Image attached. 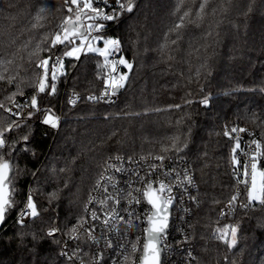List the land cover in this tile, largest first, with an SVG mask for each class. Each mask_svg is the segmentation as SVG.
I'll return each instance as SVG.
<instances>
[{"label": "trees", "instance_id": "obj_1", "mask_svg": "<svg viewBox=\"0 0 264 264\" xmlns=\"http://www.w3.org/2000/svg\"><path fill=\"white\" fill-rule=\"evenodd\" d=\"M201 2L185 0L177 11L180 0H136L133 13L108 23L104 33L120 38L124 56L133 63L117 99L111 104L87 100L89 91L104 88L107 70L98 68L100 57L68 58L56 94L38 96L41 109L61 113L58 130L42 124L43 113H36L30 120L20 118L22 126L7 134L8 143L17 145L15 206L0 228V264H72L60 255V238L47 232L54 227L63 234L70 231L105 161L115 154L177 155L189 162L197 198L187 222L190 264H264V206L256 202L230 217L218 216L238 184L232 164L235 140L224 133L244 128L264 146V0H209L196 20ZM189 9L185 26L171 31ZM74 14L70 0H0V74L6 77L0 80V103L6 108L13 93L20 97L18 87L28 99L36 94L30 53ZM62 48L41 52L40 58L62 56ZM8 60L14 62L5 64ZM7 77L15 79L9 83ZM71 91L81 95L74 106L68 101ZM205 97H210L207 107L200 103ZM170 105L181 108L169 110ZM5 118L15 119L0 109V119ZM176 137L178 147L186 143L187 148L165 152ZM258 166L264 170V158ZM241 185L239 199L246 203L247 189ZM27 191L39 215L18 225L15 217ZM235 226L237 243L229 249L216 238L217 229L228 227L230 237Z\"/></svg>", "mask_w": 264, "mask_h": 264}, {"label": "snow or ice", "instance_id": "obj_2", "mask_svg": "<svg viewBox=\"0 0 264 264\" xmlns=\"http://www.w3.org/2000/svg\"><path fill=\"white\" fill-rule=\"evenodd\" d=\"M68 3V0H65ZM71 5H75V14L68 15L64 18L62 23L58 26V30L51 36L50 40L48 36H45L41 43H38L33 52L30 53V59L35 58V78L32 81L36 88V94L30 99L25 98L23 104L17 103L15 96L17 93H13L9 99L17 109L13 111L11 107H5L0 103V109H3L10 116L15 117L10 122L5 119H0V150L6 148L9 149L7 153L0 152V227H3L5 221L8 218V212L15 206V185L13 178L15 175L14 157L13 153L17 151L16 143H8L7 134L20 128L23 124L21 117L24 116L25 120H30L36 113H43V119L40 121L42 124L47 125L53 129L59 128L60 118L55 115L54 111L49 109H41L38 103V96L43 93H47L49 96H53L57 91V82L61 76H66L67 72L64 67V60L71 58L75 61H79L81 55L92 54L102 58L98 68L106 69L104 77V91L100 96L89 95L88 101H104L106 103H113V97L119 95L122 89H125L128 83L129 74L133 68V63L130 62L123 54V46L119 37H111L105 35V29L110 22L121 21L125 14H132L136 7V0H70ZM185 0H180V4L177 7V11L180 10V6L184 4ZM209 0H202L199 5V9L195 14L196 20L201 19L208 6ZM43 11V10H42ZM69 13L73 12V8L67 9ZM191 15V9L184 11L183 15L179 17V23L175 24L171 31L178 33L179 30L185 26V21ZM189 23H194L195 20H188ZM35 27V25H33ZM178 38V37H177ZM176 40H172V44H175ZM42 44H46V47H42ZM57 46H63L65 49L62 56L48 55L44 58H40L41 52L51 53ZM13 60H8L5 64L13 63ZM126 69L127 71H121ZM5 71L7 68L5 67ZM6 79L3 74H0V80ZM8 82L12 83L15 77H7ZM18 92L23 95L18 87ZM79 100V96H75L70 99V103L75 105ZM205 107L210 103V97H205L200 101ZM30 108L32 111H28L25 115L24 109ZM181 105H170L171 109H180ZM156 111H161L156 109ZM180 123V121H177ZM246 129L233 127L230 131H226L224 134L230 139H234L235 143L232 148V164L233 172L237 176V182L243 184L247 189V202L242 203L240 206L244 208H250L253 203L258 202L261 206H264V170H261L258 165L262 158H264V146H262L259 140H252L251 148L254 149L251 153L243 152L241 148V141L239 136H233L235 133H243ZM24 142L23 150L27 151V141L29 137L23 136ZM179 137L173 139L171 149L164 148L165 152L175 150L177 153L182 152L184 148H187L185 143L183 147H178ZM238 152H243V155L248 156V160L241 164L240 159L237 157ZM5 155L8 157L5 159ZM166 157L156 156L155 159L160 161V164H152L148 169V176L154 174L158 168H163V161ZM120 160V157H116ZM123 163V161H121ZM129 158L128 163H131ZM115 173H122L124 168L116 165H110ZM63 171V170H62ZM173 170H164V174L168 177L173 176ZM136 179L145 184L144 188L133 189L131 184L128 185L129 190L125 194L123 190H117L116 195L109 193V185L116 189V183L112 176L101 175L100 180L96 183V189H103L105 198L96 201L95 198L89 197L88 205L98 204L102 212L97 214L96 210L91 211L90 216L87 219L81 217L77 223L70 229L71 233L77 235L70 236V239H78L79 232L82 229L87 233L88 239L98 243L94 235L95 223L90 227H85L88 221L92 222L101 221V215L103 220L101 221L105 228H108L110 221L125 222L129 226L132 225L135 213L131 210V205L135 203L139 205L141 199L138 196H134L133 192L139 193L144 198L146 203L151 207L152 211L148 214L143 221L147 224L144 229V243L142 245V256L140 257V264H162L161 255L166 250L167 245L164 243L167 237V231L171 219V208L177 201L178 197L174 194V188L183 189L191 201L196 202L197 198L188 193L187 186L193 184L192 177L188 174L187 169L184 171V179L180 180V174L175 173V182L166 183L164 180L153 182L152 180H145L144 176H141L139 172L133 171ZM154 184L156 186H154ZM239 198V192L231 197L227 207L232 209L236 206V202ZM121 199H127L129 208L124 209L127 213L128 219L125 221V217L119 214L118 207ZM112 201L114 207L110 210H106L108 202ZM88 205L85 206V211H88ZM39 215L36 202L31 193L28 194L24 207L18 214L17 224L23 225L26 218L34 219ZM139 219V217H135ZM59 232V228H52L49 230L48 235L54 236ZM238 226L231 227L230 237L229 228L217 229V239L227 245L229 249L234 248L237 243ZM187 239V237H185ZM140 238L137 237L136 242L131 243V254H135L138 249ZM105 246L112 247L111 240H106ZM123 261L128 262L130 259L128 249L125 246H121ZM69 261L79 260L80 264H85L83 256L78 252H73L69 255L64 253ZM191 257V253H189ZM227 259V257H225ZM103 260V252H99L93 258V264H101ZM113 264H120V261H114ZM134 264V262H133ZM234 264V262H231Z\"/></svg>", "mask_w": 264, "mask_h": 264}, {"label": "built area", "instance_id": "obj_3", "mask_svg": "<svg viewBox=\"0 0 264 264\" xmlns=\"http://www.w3.org/2000/svg\"><path fill=\"white\" fill-rule=\"evenodd\" d=\"M55 56H61L58 54H54ZM122 70V69H121ZM105 77V74H104ZM104 91V88L101 91H89L86 94V97L89 95H96L100 96L102 92ZM79 96V99L81 97L79 92L71 91L68 95V101L70 99H73L75 96ZM25 98L27 97L26 93H23V95H20L19 98H16V102L23 104L25 102ZM113 101L117 99L116 97L112 98ZM30 101V99H28ZM91 102V101H90ZM95 102H103L105 104H111L106 103L104 101H95ZM9 107L13 109V111H16L17 109L11 102ZM30 111V108H25L24 113ZM55 115L60 118V121L62 119L61 113L54 111ZM24 117V116H22ZM21 117V118H22ZM43 119V114L41 116V120ZM40 120V121H41ZM60 124V123H59ZM47 126V125H46ZM49 129H52L54 131H57L58 129H53L49 126H47ZM44 134H46V131H44ZM233 136H239L240 140H243L245 142L244 148L242 147L243 152L251 153L254 149V146L251 148L249 145H251L252 138L250 132H243V133H235ZM251 138V139H250ZM243 152H238L236 155L237 157L242 161H247L248 156L243 155ZM163 154H155V155H141V156H125L121 154H115L110 156L106 161L105 164L100 171L93 187L91 188L89 195L87 197V200L85 201V204L83 206L82 210V216L85 219L90 216L91 211L93 209L96 210L97 214L100 215L102 210L99 207L98 204H92L88 205L89 197L95 198L96 201L102 200L105 198V193L103 192V189H96V183L98 180H100L101 175L104 176H112L114 182L116 183V189H113L109 185V193L112 195H116L117 190H123L126 194L129 190L128 185L131 184L132 188H141L143 189L145 184L143 182H140L136 179V176L133 174V171L139 172L141 176L145 177V180H152L153 182L164 180L166 183H174L175 182V173L180 174V180L184 179V171L187 169L188 174L192 177L193 184L187 186L188 193H190L192 196H195V190H196V181L194 172L190 167L189 162L177 155H163L166 158L163 161V168H158L157 171L152 174L151 176H148V169L149 166L152 164H160V161L156 160V156H161ZM116 157H120V160H117ZM129 158H131V163H128ZM123 161V163L121 162ZM110 165H116L118 167H122L125 169L122 173H115L113 169L110 167ZM173 176L168 177L164 174V170H173ZM154 186H156L154 184ZM242 185L237 184L235 187V193L239 192V195L242 193ZM174 194L178 197L177 201L173 204L171 208V219L169 223V228L167 231V237L164 243L167 245L166 250L162 253V264H190V260L193 258V251L191 248V235L188 231L187 222L190 216V207L193 203V201L190 200L189 196L184 193L183 189L181 188H174L173 189ZM30 192L27 191V196ZM134 196H138L141 199V203L139 205H136L133 203L131 205V210L135 213V217H139V219L133 218L132 225L129 226L125 222H119L110 221L108 228L106 229L103 223L101 222L103 220V216L101 215V221L92 222L91 220L88 221V224L85 225V227H90L93 223H95V232L94 235L96 237V240L98 243L93 242L92 240L88 239L87 233L84 232L82 229L79 232V238L78 239H70V236L77 235L76 233H71L70 231L66 234H63L60 232H57L54 236H58L60 238V255L67 261V257L64 255L65 252H67L69 255H71L73 252H78L80 255L83 256L84 253H87L86 256H83L85 264H93V258L96 256L97 253L103 252V260L101 261V264H113L114 261H120V264H139L140 257L142 254V245L144 243V236L145 232L144 229L147 227V224L143 221L145 220L146 216L151 213L152 209L151 207L146 203L144 198L140 196L139 193L133 192ZM24 202V204H25ZM229 200L225 201L223 205L218 210V216L220 218H227L234 214V212L237 209H243L244 207H241L240 205L242 203H245L242 199L237 200L236 206L232 209H229L227 207ZM20 208V210L24 207ZM88 205V211H85V206ZM112 201L108 202V206L106 210H110L112 207H114ZM119 210V214L121 216L125 217V221L128 219L127 213L124 211V209L129 208V204L127 199H121L120 205L117 206ZM20 210L17 212L15 221L17 224L18 214ZM30 218H26L24 220V224L28 222ZM77 222H75L73 225H75ZM72 225V226H73ZM56 228V227H54ZM52 229V228H51ZM50 230V229H49ZM48 230V232H49ZM47 232V234H48ZM137 237L140 238L139 244H138V251L135 254H131V243L136 242ZM187 237V239H185ZM106 240H111L112 247L108 248L105 246ZM121 246H125L128 249L130 259L128 262L123 261V254ZM189 253H191V257L189 256ZM72 264H80L79 260H73L69 261Z\"/></svg>", "mask_w": 264, "mask_h": 264}, {"label": "rangeland", "instance_id": "obj_4", "mask_svg": "<svg viewBox=\"0 0 264 264\" xmlns=\"http://www.w3.org/2000/svg\"><path fill=\"white\" fill-rule=\"evenodd\" d=\"M64 50H65L64 48L61 49V53H62V55H63ZM101 59H102V58H101ZM125 71H127V70H125ZM258 167H259V166H258ZM259 168H260V167H259ZM260 169H261V168H260ZM261 170H262V169H261ZM77 221H78V220H77ZM77 221H76V222H77ZM74 223H75V222H74ZM74 223H73V224H74ZM73 224H72V225H73Z\"/></svg>", "mask_w": 264, "mask_h": 264}, {"label": "water", "instance_id": "obj_5", "mask_svg": "<svg viewBox=\"0 0 264 264\" xmlns=\"http://www.w3.org/2000/svg\"><path fill=\"white\" fill-rule=\"evenodd\" d=\"M1 228V227H0ZM141 256H142V254H141ZM161 260H162V255H161ZM139 264H140V261H139Z\"/></svg>", "mask_w": 264, "mask_h": 264}]
</instances>
